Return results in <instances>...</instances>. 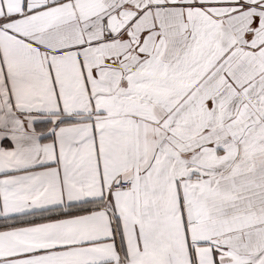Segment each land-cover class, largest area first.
<instances>
[{
	"label": "crops",
	"instance_id": "obj_1",
	"mask_svg": "<svg viewBox=\"0 0 264 264\" xmlns=\"http://www.w3.org/2000/svg\"><path fill=\"white\" fill-rule=\"evenodd\" d=\"M0 264H264V0H0Z\"/></svg>",
	"mask_w": 264,
	"mask_h": 264
},
{
	"label": "built area",
	"instance_id": "obj_2",
	"mask_svg": "<svg viewBox=\"0 0 264 264\" xmlns=\"http://www.w3.org/2000/svg\"><path fill=\"white\" fill-rule=\"evenodd\" d=\"M52 1H62V0H52ZM115 38V35L113 32L109 31L107 32L106 34V39L108 40H112ZM134 181H125V182H121L119 183V185L115 186V189H123V190H134L135 193H138V189H137V186H138V176L136 175ZM137 211L139 212L140 209H139V204L137 202Z\"/></svg>",
	"mask_w": 264,
	"mask_h": 264
},
{
	"label": "rangeland",
	"instance_id": "obj_3",
	"mask_svg": "<svg viewBox=\"0 0 264 264\" xmlns=\"http://www.w3.org/2000/svg\"><path fill=\"white\" fill-rule=\"evenodd\" d=\"M149 210H150L151 213H152V217H154L153 212H155V210H154V204H153V203H149ZM143 221H147V219H144V218H143Z\"/></svg>",
	"mask_w": 264,
	"mask_h": 264
},
{
	"label": "bare ground",
	"instance_id": "obj_4",
	"mask_svg": "<svg viewBox=\"0 0 264 264\" xmlns=\"http://www.w3.org/2000/svg\"><path fill=\"white\" fill-rule=\"evenodd\" d=\"M137 189H138V186H137Z\"/></svg>",
	"mask_w": 264,
	"mask_h": 264
}]
</instances>
